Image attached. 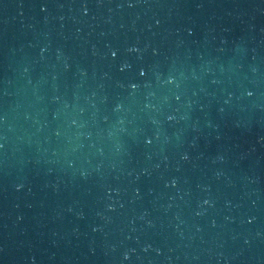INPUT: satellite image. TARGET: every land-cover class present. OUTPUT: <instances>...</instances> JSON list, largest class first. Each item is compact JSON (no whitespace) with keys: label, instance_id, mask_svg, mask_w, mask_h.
I'll list each match as a JSON object with an SVG mask.
<instances>
[{"label":"water","instance_id":"1","mask_svg":"<svg viewBox=\"0 0 264 264\" xmlns=\"http://www.w3.org/2000/svg\"><path fill=\"white\" fill-rule=\"evenodd\" d=\"M0 264H264V0H0Z\"/></svg>","mask_w":264,"mask_h":264}]
</instances>
